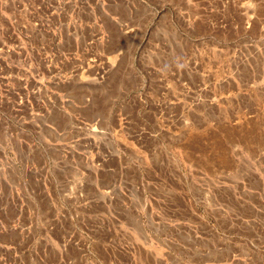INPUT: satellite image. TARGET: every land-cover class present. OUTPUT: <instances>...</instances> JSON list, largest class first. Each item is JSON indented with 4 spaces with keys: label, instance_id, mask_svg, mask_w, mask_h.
I'll list each match as a JSON object with an SVG mask.
<instances>
[{
    "label": "rangeland",
    "instance_id": "1",
    "mask_svg": "<svg viewBox=\"0 0 264 264\" xmlns=\"http://www.w3.org/2000/svg\"><path fill=\"white\" fill-rule=\"evenodd\" d=\"M244 1L0 0V264H264Z\"/></svg>",
    "mask_w": 264,
    "mask_h": 264
},
{
    "label": "crops",
    "instance_id": "2",
    "mask_svg": "<svg viewBox=\"0 0 264 264\" xmlns=\"http://www.w3.org/2000/svg\"><path fill=\"white\" fill-rule=\"evenodd\" d=\"M244 3H246V4L249 3V0L244 1ZM140 228H141V229H139V230H140L143 234H144V231H145L146 234H147V231L145 230L146 228H144V226H142V227L140 226ZM144 236H145V234H144ZM145 238L147 239L146 236H145Z\"/></svg>",
    "mask_w": 264,
    "mask_h": 264
}]
</instances>
